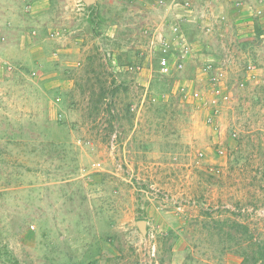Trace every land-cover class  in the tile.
Here are the masks:
<instances>
[{"label":"rangeland","instance_id":"obj_1","mask_svg":"<svg viewBox=\"0 0 264 264\" xmlns=\"http://www.w3.org/2000/svg\"><path fill=\"white\" fill-rule=\"evenodd\" d=\"M40 1L0 68V264H264V0Z\"/></svg>","mask_w":264,"mask_h":264},{"label":"crops","instance_id":"obj_2","mask_svg":"<svg viewBox=\"0 0 264 264\" xmlns=\"http://www.w3.org/2000/svg\"><path fill=\"white\" fill-rule=\"evenodd\" d=\"M23 1L11 0L8 5L11 4L12 7H8V5L7 7H0V68L8 70L10 73H13L16 66L19 65L13 62L12 53H18L20 54L19 58H23L28 42L35 41V44H38L41 37V31L38 26L29 30L23 26V18L21 16ZM36 1L37 3L34 4L39 6L41 1ZM18 63L23 64L22 61Z\"/></svg>","mask_w":264,"mask_h":264},{"label":"built area","instance_id":"obj_3","mask_svg":"<svg viewBox=\"0 0 264 264\" xmlns=\"http://www.w3.org/2000/svg\"><path fill=\"white\" fill-rule=\"evenodd\" d=\"M177 46H180V43H177ZM189 48L190 47L187 46V44H183V42H181V46L179 48H175V52L172 53L167 46H163V52L159 55L158 58L160 74L164 76L168 74L170 72L171 66H175L176 69L182 70L184 68L186 58L190 52ZM207 68L210 69L211 66H208ZM189 96H192V94H189ZM192 97H199V93L194 92ZM225 98H227L226 95Z\"/></svg>","mask_w":264,"mask_h":264},{"label":"water","instance_id":"obj_4","mask_svg":"<svg viewBox=\"0 0 264 264\" xmlns=\"http://www.w3.org/2000/svg\"><path fill=\"white\" fill-rule=\"evenodd\" d=\"M86 4H91L95 0H84ZM139 229L143 232V234H146L147 232V221L146 220H140L137 222Z\"/></svg>","mask_w":264,"mask_h":264},{"label":"trees","instance_id":"obj_5","mask_svg":"<svg viewBox=\"0 0 264 264\" xmlns=\"http://www.w3.org/2000/svg\"><path fill=\"white\" fill-rule=\"evenodd\" d=\"M259 254L261 255V259L264 257V250L262 251V250H260L259 251Z\"/></svg>","mask_w":264,"mask_h":264}]
</instances>
